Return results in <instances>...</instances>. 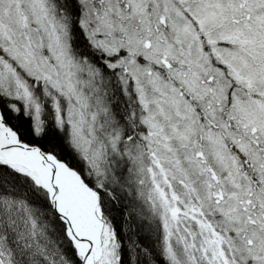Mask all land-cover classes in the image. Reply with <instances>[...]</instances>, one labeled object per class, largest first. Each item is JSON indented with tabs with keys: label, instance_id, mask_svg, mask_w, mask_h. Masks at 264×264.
<instances>
[{
	"label": "snow or ice",
	"instance_id": "6c2138e0",
	"mask_svg": "<svg viewBox=\"0 0 264 264\" xmlns=\"http://www.w3.org/2000/svg\"><path fill=\"white\" fill-rule=\"evenodd\" d=\"M0 264H264V0H0Z\"/></svg>",
	"mask_w": 264,
	"mask_h": 264
}]
</instances>
